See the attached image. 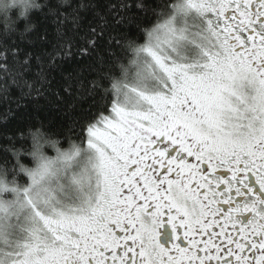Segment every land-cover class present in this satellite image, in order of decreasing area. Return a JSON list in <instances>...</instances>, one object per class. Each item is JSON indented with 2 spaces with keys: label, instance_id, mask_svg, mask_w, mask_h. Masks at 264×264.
<instances>
[{
  "label": "snow or ice",
  "instance_id": "obj_1",
  "mask_svg": "<svg viewBox=\"0 0 264 264\" xmlns=\"http://www.w3.org/2000/svg\"><path fill=\"white\" fill-rule=\"evenodd\" d=\"M110 7L121 24L146 5ZM88 8L0 0L5 98L47 81L43 67L24 78L33 56L11 13L22 40L33 10L78 28ZM152 12L143 43L92 81L102 103L67 149L39 128L0 145V264H264V0H160ZM107 26L100 16L80 55ZM71 55L61 44L49 63Z\"/></svg>",
  "mask_w": 264,
  "mask_h": 264
},
{
  "label": "trees",
  "instance_id": "obj_2",
  "mask_svg": "<svg viewBox=\"0 0 264 264\" xmlns=\"http://www.w3.org/2000/svg\"><path fill=\"white\" fill-rule=\"evenodd\" d=\"M78 2L72 0L74 4ZM44 3L45 0H39V4ZM88 3L89 8L81 13L78 28L71 24L59 27L51 16L46 18L40 11L33 10L29 19L34 29L22 40L19 33L25 21L17 19L16 11L11 13L17 29L14 38L33 56L31 71L25 73L24 78L31 82L43 67L47 81L40 95L34 92L31 97L21 99L20 90L16 88L10 90L7 98L0 93V145L15 140L19 147L21 133L39 128L51 141H58L61 148L67 149L69 140H75L76 133L90 119V110L102 103L100 93L89 94L92 81L109 71H117L114 60L127 51L130 42L143 43L142 29L155 19L152 9L160 0H143L146 7L128 13L121 24L114 22L110 7L116 0H88ZM100 16L108 21L103 37L97 39L96 47L89 48L87 55H80V49L87 45L91 27L97 26ZM116 41L120 42L119 47ZM69 43L72 55L58 59L55 66L50 65L49 55L59 51L61 44L67 47ZM24 144L28 146L30 140H25ZM45 151L52 155L50 146ZM21 159L28 160L23 156ZM18 179L24 182L27 178L20 174Z\"/></svg>",
  "mask_w": 264,
  "mask_h": 264
},
{
  "label": "clouds",
  "instance_id": "obj_3",
  "mask_svg": "<svg viewBox=\"0 0 264 264\" xmlns=\"http://www.w3.org/2000/svg\"><path fill=\"white\" fill-rule=\"evenodd\" d=\"M31 2L34 4V5H38L39 4V0H31ZM2 23V22H0Z\"/></svg>",
  "mask_w": 264,
  "mask_h": 264
},
{
  "label": "rangeland",
  "instance_id": "obj_4",
  "mask_svg": "<svg viewBox=\"0 0 264 264\" xmlns=\"http://www.w3.org/2000/svg\"><path fill=\"white\" fill-rule=\"evenodd\" d=\"M51 149H52V148H51ZM52 151H53V152H52V155H55V151H54L53 149H52Z\"/></svg>",
  "mask_w": 264,
  "mask_h": 264
}]
</instances>
